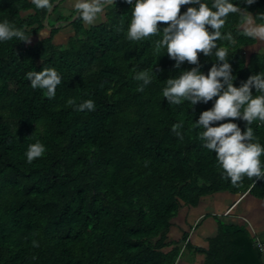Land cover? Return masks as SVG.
<instances>
[{
	"label": "trees",
	"instance_id": "1",
	"mask_svg": "<svg viewBox=\"0 0 264 264\" xmlns=\"http://www.w3.org/2000/svg\"><path fill=\"white\" fill-rule=\"evenodd\" d=\"M64 1L46 18L48 11L31 0H0V22L9 20L31 39L48 30L33 44L0 42V264H174L180 251L167 250L176 244L167 235L182 205L197 207L201 198L219 192L264 202V179L253 178V185L245 176L233 187L222 178L215 153L202 146L204 129L194 123L216 98L177 106L163 97L167 79L195 66L184 61L177 69L166 49L157 52L162 33L139 42L126 38L136 0H116L102 23L86 28L78 15L72 20L75 11H60ZM202 2L211 7L213 0ZM230 2L262 22L264 0ZM188 7L198 6H182L181 14ZM243 24L240 13H230L221 33L231 32L236 42H216L228 50L237 88L264 73V54L245 50L255 39L244 35ZM166 26L158 24L160 30ZM63 27L73 34L55 44ZM198 55L207 75L217 61ZM43 68L61 76L53 99L26 79L27 72ZM142 71L149 72V85L135 79ZM141 86L144 91H137ZM252 94L259 93L253 88ZM69 99L76 105L91 99L95 110L74 111ZM231 122L245 130L243 120ZM177 123L183 124L182 140L171 131ZM251 127L253 142L264 146V123L256 120ZM37 141L45 154L28 164L25 152ZM260 160L264 170V154ZM232 217L212 216L217 233L205 248L193 247L202 264H264L255 245V237L264 243V235L253 236Z\"/></svg>",
	"mask_w": 264,
	"mask_h": 264
},
{
	"label": "clouds",
	"instance_id": "2",
	"mask_svg": "<svg viewBox=\"0 0 264 264\" xmlns=\"http://www.w3.org/2000/svg\"><path fill=\"white\" fill-rule=\"evenodd\" d=\"M31 2L37 9L51 11L53 8L50 0ZM125 2L133 4V0ZM255 2L256 0H244V4L247 5ZM115 4L116 0H74L73 9L85 24L92 25L106 8ZM186 5L198 7H188L187 11L181 14V7ZM130 10L131 20L126 35L129 41L139 42L162 33L161 38L155 42L156 51L166 49L167 56L176 61L174 67L177 69L184 61L195 66L189 71L181 72L177 78L165 81L166 86L162 90V95L169 105L179 106L182 102L188 101L195 106L198 103L207 104L216 98L213 107L203 111L194 126L204 129L199 138L204 148L215 153L222 170V178L229 179L233 187L241 186L245 176L252 181L253 178L264 179L260 160L264 154V146L253 142L256 137L251 127L256 120L264 123V73L252 75L241 87H235L236 77L232 75V68L228 62V50L216 43L236 42L231 32L221 33L230 13L242 15L246 25L245 36L264 41V14L258 15L262 22L257 24L255 22L257 16L253 17L246 9H241L230 0H213L211 7L202 0H136ZM158 24L167 26L160 30ZM13 38L26 44L31 43V36L5 19L0 22V42H7ZM199 53L205 57L214 55L217 61L207 75L201 72ZM26 79L31 82L33 89L46 90L45 95L49 99L55 97L57 86L62 82L61 76L54 68H43L40 72L29 71L26 73ZM135 79L143 81L145 86L152 82L148 71L137 73ZM253 88L258 95L253 96ZM137 91L143 92L144 87H139ZM67 103L74 107V111L95 110V103L91 99L78 105L72 99ZM238 119L246 122L243 132L236 123L231 122ZM222 121L229 122L212 126ZM182 127V123H177L171 129L180 140L183 139L179 131ZM45 151V146L39 141L28 145L25 152L26 162L31 164L41 158Z\"/></svg>",
	"mask_w": 264,
	"mask_h": 264
},
{
	"label": "rangeland",
	"instance_id": "3",
	"mask_svg": "<svg viewBox=\"0 0 264 264\" xmlns=\"http://www.w3.org/2000/svg\"><path fill=\"white\" fill-rule=\"evenodd\" d=\"M73 3L74 0L71 1L70 4H62L61 12L70 15L74 12L73 9ZM104 21L103 14L99 17V19L92 25H98ZM85 24L83 22V27L86 28L88 26H92ZM56 25L54 26V28ZM246 27L245 23L242 25V30H244ZM48 30H43L39 33L38 37H34L31 39V43L38 41L41 38H44L48 35L46 32ZM73 34L72 30L69 27H63L59 33L55 36L54 43L55 44H65L67 42V38H69ZM247 54H253V53H261L264 54V41H259L255 39V44L252 46L247 47L246 49ZM235 199V196L230 194L229 192H219L210 196H206L201 198L199 204L197 207H189L182 205L187 212L184 216L180 215V209L175 214L173 219L170 221L172 223V226L170 228L169 234L167 235V241L168 242H174L175 240H178L179 231L176 230L173 226L177 223H181L183 221L188 222V228H187V234H189L188 240L190 241V245L192 247H186V242L181 249L182 244L178 245L179 249V255L175 261L174 264H194L192 260L198 256L197 253L194 251L193 247L194 245H198L201 242H205L206 239H202V236H205V233L203 234L202 227L206 222L209 223L210 220H213L211 216L215 215L219 217L221 220H228L231 218L230 215L236 217L238 216L240 221L244 222L246 225L251 226L252 228H255V230L258 232L259 236L264 235V202L254 199L252 197H246L245 199H239L228 212H231L230 214H223V211L230 205V203ZM201 213L210 214L208 216L209 220L203 221L204 219L200 218L198 222L196 221L195 225H193V222L191 220H194L195 216ZM225 215V216H224ZM229 216V217H228ZM223 217V218H222ZM182 219H184L182 221ZM192 223H191V222ZM211 224L213 222H210ZM214 229V230H213ZM215 232V226L212 224V230L210 232H207L206 235L211 236L214 235ZM200 237V238H199ZM207 242V241H206Z\"/></svg>",
	"mask_w": 264,
	"mask_h": 264
},
{
	"label": "crops",
	"instance_id": "4",
	"mask_svg": "<svg viewBox=\"0 0 264 264\" xmlns=\"http://www.w3.org/2000/svg\"><path fill=\"white\" fill-rule=\"evenodd\" d=\"M71 1L72 0H65L64 1V3L65 4H70L71 3ZM242 198V196L241 197H239V196H235V199L230 203V205L223 211V213H222V215L223 214H225L226 212H228L229 210H230V208L239 200V199H241ZM243 199H245V198H243ZM181 209H180V215L181 216H184L185 214H186V212H187V210L184 208V207H180ZM231 212H229V214H230ZM187 215V214H186ZM210 214H205V213H201V214H198V215H196L195 216V218H194V220H191L192 222H193V225H195V223H196V221L198 222V220L200 219V218H202V219H204L203 221H205L206 222V220H209L208 219V216H209ZM230 216H232V215H230ZM234 216H236V215H234ZM210 217V216H209ZM212 217V216H211ZM229 217V216H228ZM230 219H233V217L232 218H230ZM229 219V220H230ZM184 219H182V221H183ZM190 221V222H191ZM191 222V223H192ZM210 222H213L212 224H213V226H215V232H214V235L217 233V229H218V226H217V223L214 221V219L213 220H210L209 221V223L208 222H206L205 224H204V226L202 227V233L204 234L205 233V236H202V238L200 239L201 241H202V239H206L205 240V242H201V243H199L198 245L196 244V245H194L195 247H201V248H205L206 246H207V239L208 238H210V237H212V236H214V235H211V236H208V235H206V233L207 232H210L211 230H212V224L210 223ZM171 226H172V223H171ZM188 226V222H185V221H183L182 223H181V221H180V223H177V224H175L173 227L176 229V230H178L179 231V236H178V240H175L174 242L176 243V244H174L173 246H170L167 250H170L172 247H176L177 249H178V245H181L182 244V247H181V249H183V247H184V245H185V242L188 240V238H189V234H190V232L187 234V227ZM171 228V227H170ZM252 228V227H251ZM253 229V231H254V233L258 236V237H260L259 236V234H258V232L255 230V228H252ZM214 230V229H213ZM170 231V230H169ZM168 234H169V232H168ZM184 236H187V238H186V240L184 241L183 240V237ZM200 238V237H199ZM188 242L190 243V241L188 240ZM198 256H196L193 260H192V262L194 263V264H202V262H203V256L202 255H200V254H197Z\"/></svg>",
	"mask_w": 264,
	"mask_h": 264
},
{
	"label": "built area",
	"instance_id": "5",
	"mask_svg": "<svg viewBox=\"0 0 264 264\" xmlns=\"http://www.w3.org/2000/svg\"><path fill=\"white\" fill-rule=\"evenodd\" d=\"M228 213L229 212H226L225 215L228 214ZM249 230L251 231L253 236H256L254 231H253V229L251 228V226H249ZM255 245H256L257 248L260 249V251L262 252V254L264 256V243L257 237H255Z\"/></svg>",
	"mask_w": 264,
	"mask_h": 264
},
{
	"label": "water",
	"instance_id": "6",
	"mask_svg": "<svg viewBox=\"0 0 264 264\" xmlns=\"http://www.w3.org/2000/svg\"><path fill=\"white\" fill-rule=\"evenodd\" d=\"M60 1H61V0L56 1V2L53 4V7H54L55 5H57ZM49 13H50V11L47 12L46 18H47V16L49 15ZM76 16H77V13L74 15V17H73L72 20H74V19L76 18ZM72 20H71V21H72ZM45 21H46V19H45ZM45 21H44V23H45Z\"/></svg>",
	"mask_w": 264,
	"mask_h": 264
}]
</instances>
